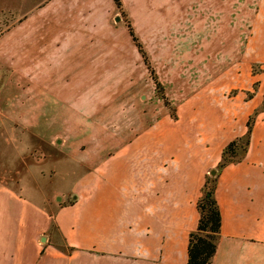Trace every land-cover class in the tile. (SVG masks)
I'll return each instance as SVG.
<instances>
[{
  "label": "crops",
  "instance_id": "obj_1",
  "mask_svg": "<svg viewBox=\"0 0 264 264\" xmlns=\"http://www.w3.org/2000/svg\"><path fill=\"white\" fill-rule=\"evenodd\" d=\"M214 1L192 2L201 26L219 18ZM115 14L111 0H44L40 17L1 32L0 67L11 73L0 78L3 114L49 143L70 129L56 116L77 113L79 100L106 101L107 85L120 82L125 66L124 44L114 39L125 28L115 27ZM243 51L264 52V19ZM237 83L234 69H225L176 106L175 120L145 108L135 123L99 125L102 153L87 145V157L59 159L46 176L26 173L14 187L0 182V264H185L210 171L220 229L209 264H264V83L249 99L242 90L252 80ZM254 111L244 152L217 170L223 147L244 135ZM112 131L109 142L103 134ZM57 175L65 185L43 191L40 182Z\"/></svg>",
  "mask_w": 264,
  "mask_h": 264
},
{
  "label": "rangeland",
  "instance_id": "obj_2",
  "mask_svg": "<svg viewBox=\"0 0 264 264\" xmlns=\"http://www.w3.org/2000/svg\"><path fill=\"white\" fill-rule=\"evenodd\" d=\"M42 1L0 0V33L26 17H40ZM193 1L196 2L178 0L170 4L166 0H126L135 30L122 6L115 9L113 24L125 28L124 37L120 30L114 32L116 43L124 44L123 77L119 76L120 82L107 85L106 101L105 96L92 104L88 99L79 100L78 106L83 108L77 113L66 112L56 116V120L68 124L67 128L70 129L53 134L49 143L20 128L10 117L7 118L3 114V101L0 100V182L14 187L26 173L33 177L40 171L46 176L48 172L51 173L52 163L69 159L70 154L78 155L81 152L82 156L87 157V145L100 146L101 124L107 123L116 129V124L121 127L125 122L135 123L136 116L145 113L149 107L157 111V117L164 111L171 120H175L177 105L195 94L202 84L223 75L224 70L230 67L234 69L238 81L236 86H245L252 80L250 87H247L249 89L242 90L245 99L250 98H246L248 94L252 97L259 84L264 83V52L246 54L243 46L251 29L261 30V20L264 19L261 0L214 1L219 18L206 20L203 26L202 19H196L195 15L189 13L195 5ZM198 20L201 23L198 24ZM127 25L144 54L145 62L127 37ZM182 31L186 34H182ZM219 44L222 46L217 50ZM10 74V69L0 67L1 79H6ZM152 77L159 85L157 89ZM222 78L227 79L228 74ZM230 78L232 80L233 73ZM239 89L228 91L227 97L239 92ZM102 101L106 107L100 110L96 106ZM106 134L109 142H112L117 133L112 131L103 135ZM97 149L100 150L99 147ZM243 150L244 137H240L235 141L233 156L226 153L224 158L228 161L238 160ZM43 165L46 166L43 168ZM57 168L58 173H65L64 164ZM213 176L207 174L206 189L212 187ZM66 182L64 176L57 175L50 180L43 179L40 186L47 193L50 189L63 187Z\"/></svg>",
  "mask_w": 264,
  "mask_h": 264
},
{
  "label": "trees",
  "instance_id": "obj_3",
  "mask_svg": "<svg viewBox=\"0 0 264 264\" xmlns=\"http://www.w3.org/2000/svg\"><path fill=\"white\" fill-rule=\"evenodd\" d=\"M114 4L115 9L120 8L119 0H111ZM127 34L136 48V51L140 54V57L144 60V54L141 51L139 44L136 42L135 37L132 34L131 28L129 25L126 26ZM145 62V60H144ZM147 66V64L145 63ZM152 81L155 89L158 88V83L152 77ZM251 98V94H248L246 98ZM264 106V105H263ZM253 114L247 117L245 122V133L242 137H244V150L248 142V135L251 129V124L253 120ZM235 139L227 143L220 154V162L218 163L216 169L219 170L227 163L233 162L225 159V154L228 153L229 156H233L235 147ZM243 150V152H244ZM236 161V160H234ZM207 178L205 177L204 183L200 188V196L196 202V211L198 213V219L195 230L188 235L187 241V254H186V262L185 264H209L210 260L215 252V241L219 234L220 229V216L218 213V209L216 203L213 199V187L215 178L212 177V187L209 189L205 188V184H207Z\"/></svg>",
  "mask_w": 264,
  "mask_h": 264
},
{
  "label": "water",
  "instance_id": "obj_4",
  "mask_svg": "<svg viewBox=\"0 0 264 264\" xmlns=\"http://www.w3.org/2000/svg\"><path fill=\"white\" fill-rule=\"evenodd\" d=\"M115 20H117V19H115ZM209 174L210 175H213L214 174V171H210Z\"/></svg>",
  "mask_w": 264,
  "mask_h": 264
}]
</instances>
